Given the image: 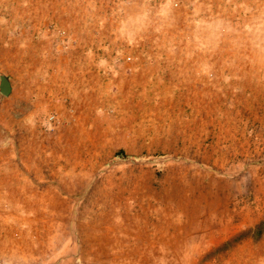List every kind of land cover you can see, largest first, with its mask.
<instances>
[{
  "label": "rangeland",
  "instance_id": "1",
  "mask_svg": "<svg viewBox=\"0 0 264 264\" xmlns=\"http://www.w3.org/2000/svg\"><path fill=\"white\" fill-rule=\"evenodd\" d=\"M0 264H264V0H0Z\"/></svg>",
  "mask_w": 264,
  "mask_h": 264
},
{
  "label": "water",
  "instance_id": "2",
  "mask_svg": "<svg viewBox=\"0 0 264 264\" xmlns=\"http://www.w3.org/2000/svg\"><path fill=\"white\" fill-rule=\"evenodd\" d=\"M10 91L8 79L4 75H0V94L7 95Z\"/></svg>",
  "mask_w": 264,
  "mask_h": 264
}]
</instances>
